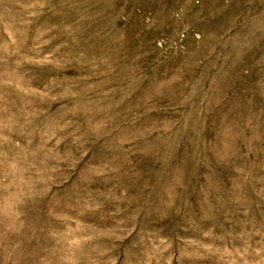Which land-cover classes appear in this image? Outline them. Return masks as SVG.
<instances>
[{"label": "rangeland", "instance_id": "obj_1", "mask_svg": "<svg viewBox=\"0 0 264 264\" xmlns=\"http://www.w3.org/2000/svg\"><path fill=\"white\" fill-rule=\"evenodd\" d=\"M0 264H264V0H0Z\"/></svg>", "mask_w": 264, "mask_h": 264}]
</instances>
